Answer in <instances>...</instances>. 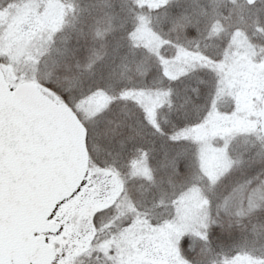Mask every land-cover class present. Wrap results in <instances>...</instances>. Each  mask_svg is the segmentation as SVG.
Masks as SVG:
<instances>
[{
	"label": "snow or ice",
	"instance_id": "6c2138e0",
	"mask_svg": "<svg viewBox=\"0 0 264 264\" xmlns=\"http://www.w3.org/2000/svg\"><path fill=\"white\" fill-rule=\"evenodd\" d=\"M0 264H264V0H0Z\"/></svg>",
	"mask_w": 264,
	"mask_h": 264
}]
</instances>
